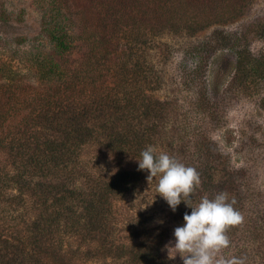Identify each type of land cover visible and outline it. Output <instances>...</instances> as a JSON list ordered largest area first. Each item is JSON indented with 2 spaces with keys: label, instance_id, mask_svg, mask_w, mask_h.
Returning <instances> with one entry per match:
<instances>
[{
  "label": "trees",
  "instance_id": "1",
  "mask_svg": "<svg viewBox=\"0 0 264 264\" xmlns=\"http://www.w3.org/2000/svg\"><path fill=\"white\" fill-rule=\"evenodd\" d=\"M251 1L40 0L45 44L0 58V264H178L164 248L191 209L173 212L158 178L138 169L149 146L198 172L194 206L221 192L235 200L243 220L228 237L245 227L249 243L260 238L264 199L244 190L246 170L155 95L166 35L194 36ZM116 42L126 48L110 65ZM237 57L243 77L264 76L263 58ZM205 67L193 82H204ZM210 102L201 96L204 115Z\"/></svg>",
  "mask_w": 264,
  "mask_h": 264
},
{
  "label": "rangeland",
  "instance_id": "2",
  "mask_svg": "<svg viewBox=\"0 0 264 264\" xmlns=\"http://www.w3.org/2000/svg\"><path fill=\"white\" fill-rule=\"evenodd\" d=\"M44 17L40 0H0V39L5 40L0 42V58L14 57L18 49L31 50L34 45H44L47 41ZM213 38L220 39L216 47L202 48L204 42ZM164 40L171 48L168 56L158 63L165 76L163 88L155 95L173 99L180 118L186 119L191 130L206 131L235 167L246 170L248 185L244 190L247 189L248 195L257 194L264 199V76L243 77L237 57L238 51L248 50L264 59V0H252L236 17L194 36L166 35ZM125 48L116 42L110 65ZM154 57L157 58L156 53ZM203 62L204 82L201 79L193 82L191 72ZM202 95L212 102L211 115L201 112ZM173 233L169 232L166 244L174 240ZM245 234L242 227L235 236L228 237L230 245L221 254L239 256L243 251L248 253L245 264H264V230L260 238L250 243ZM165 254L167 257L166 250ZM172 261L183 264L179 256Z\"/></svg>",
  "mask_w": 264,
  "mask_h": 264
},
{
  "label": "clouds",
  "instance_id": "3",
  "mask_svg": "<svg viewBox=\"0 0 264 264\" xmlns=\"http://www.w3.org/2000/svg\"><path fill=\"white\" fill-rule=\"evenodd\" d=\"M135 160L139 170L148 172V180L158 178L156 191L173 212L181 202L191 209L190 214H184V223L174 229V240L165 245L168 259L179 256L183 264H245L241 257L221 254L230 245L227 229L243 220L241 213L234 208V199L229 201L228 194L221 192L212 199L203 197L194 206L190 193L200 183L194 168L185 166L167 153L154 155L151 146Z\"/></svg>",
  "mask_w": 264,
  "mask_h": 264
}]
</instances>
